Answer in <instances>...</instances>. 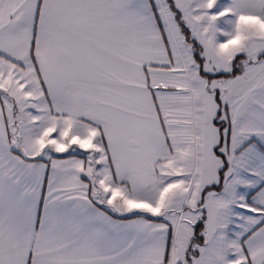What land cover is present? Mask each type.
Here are the masks:
<instances>
[{"label": "snow or ice", "instance_id": "obj_1", "mask_svg": "<svg viewBox=\"0 0 264 264\" xmlns=\"http://www.w3.org/2000/svg\"><path fill=\"white\" fill-rule=\"evenodd\" d=\"M0 264H264V0H0Z\"/></svg>", "mask_w": 264, "mask_h": 264}]
</instances>
